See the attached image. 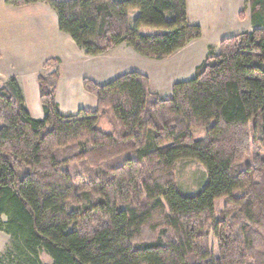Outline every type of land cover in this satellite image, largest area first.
Masks as SVG:
<instances>
[{
	"label": "trees",
	"instance_id": "16d2710c",
	"mask_svg": "<svg viewBox=\"0 0 264 264\" xmlns=\"http://www.w3.org/2000/svg\"><path fill=\"white\" fill-rule=\"evenodd\" d=\"M246 1L255 28L223 39L169 99L130 72L83 79L96 109L66 114L54 71L37 77L34 119L16 80L0 84V264H264V0ZM37 3L85 56L125 44L162 60L202 36L186 0H5ZM184 161L206 170L201 191L177 186Z\"/></svg>",
	"mask_w": 264,
	"mask_h": 264
},
{
	"label": "rangeland",
	"instance_id": "374dc122",
	"mask_svg": "<svg viewBox=\"0 0 264 264\" xmlns=\"http://www.w3.org/2000/svg\"><path fill=\"white\" fill-rule=\"evenodd\" d=\"M63 1V0H58ZM191 3L190 21L203 29V36L162 60L143 57L125 44L97 56H85L71 39L57 28V17L46 3H37L21 8L11 7L0 0V84L10 78L16 80L21 89L24 103L32 110L40 107L37 103L38 75H48L57 71L62 81L70 80L74 97L69 104L83 102L82 80L89 79L98 85H105L116 77L137 72L149 79V89L162 99L172 96L174 84L194 78L195 68L208 56L219 52V43L231 36L250 32L255 28V19L246 0H201ZM213 3V4H212ZM136 14H131L133 18ZM142 33L150 29L142 28ZM202 31V30H201ZM58 59L43 69L46 61ZM62 85V84H61ZM86 95V94H85ZM71 108L75 114L77 105ZM71 114V113H66ZM99 128L110 132L107 116L101 117ZM204 128H193L194 138H202ZM79 169V168H78ZM207 180L204 167L194 161H184L176 165L175 181L184 193L201 191ZM225 199L216 202L221 207ZM8 243V237L0 233V254ZM41 260L50 264L45 255Z\"/></svg>",
	"mask_w": 264,
	"mask_h": 264
},
{
	"label": "crops",
	"instance_id": "0c3cea01",
	"mask_svg": "<svg viewBox=\"0 0 264 264\" xmlns=\"http://www.w3.org/2000/svg\"><path fill=\"white\" fill-rule=\"evenodd\" d=\"M196 1L199 2L201 0H196ZM204 1H206V0H204ZM191 3H196V2H195V0H186L187 20L190 24H193L190 21L189 11H188ZM193 25H195V24H193ZM197 25L200 26V28L202 30V36H203L202 26L200 24H197ZM69 81L70 80L62 81L61 79H59V81L57 83V87H56L55 98H56V102L58 103L62 112L63 113H71V114L74 113V111L71 109L74 107L73 105H75V106L77 105V109H82V110L89 111V112L94 111L96 109V99L87 93H85L86 94L85 95L83 92H80L79 90L77 93L79 94V96H81V94H82L83 102L82 101L80 103L78 102V104L73 103L72 105L69 104L68 100H70L74 97V93H73V90H72V87H71V84ZM36 85H37V82H36ZM37 97H38V89H37ZM24 105L27 108L29 114L34 119H41L43 117V113H42L41 107L39 105L38 99H37V103H35L34 106H36L37 108L40 107V110L39 109L32 110L31 108L29 109V107L25 103H24Z\"/></svg>",
	"mask_w": 264,
	"mask_h": 264
}]
</instances>
